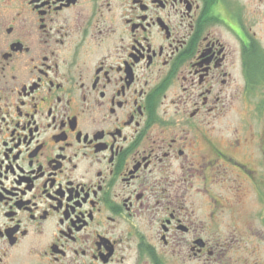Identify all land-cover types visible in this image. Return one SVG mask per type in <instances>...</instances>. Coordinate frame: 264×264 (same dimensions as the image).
<instances>
[{
  "label": "flooded vegetation",
  "instance_id": "af4514ba",
  "mask_svg": "<svg viewBox=\"0 0 264 264\" xmlns=\"http://www.w3.org/2000/svg\"><path fill=\"white\" fill-rule=\"evenodd\" d=\"M0 264H264V0H0Z\"/></svg>",
  "mask_w": 264,
  "mask_h": 264
}]
</instances>
